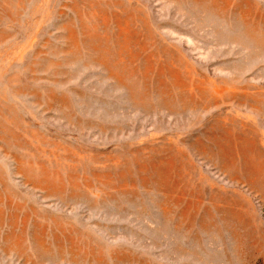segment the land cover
Returning a JSON list of instances; mask_svg holds the SVG:
<instances>
[{
	"label": "rangeland",
	"instance_id": "rangeland-1",
	"mask_svg": "<svg viewBox=\"0 0 264 264\" xmlns=\"http://www.w3.org/2000/svg\"><path fill=\"white\" fill-rule=\"evenodd\" d=\"M0 264H264V0H0Z\"/></svg>",
	"mask_w": 264,
	"mask_h": 264
}]
</instances>
